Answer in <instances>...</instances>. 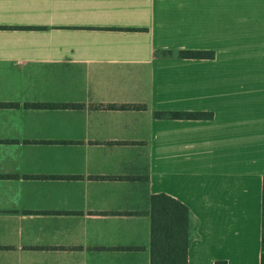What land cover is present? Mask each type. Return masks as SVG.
Segmentation results:
<instances>
[{"label": "crops", "instance_id": "crops-1", "mask_svg": "<svg viewBox=\"0 0 264 264\" xmlns=\"http://www.w3.org/2000/svg\"><path fill=\"white\" fill-rule=\"evenodd\" d=\"M263 11L0 0V264H151L155 193L199 219L187 264H261L264 69L230 45Z\"/></svg>", "mask_w": 264, "mask_h": 264}, {"label": "trees", "instance_id": "trees-1", "mask_svg": "<svg viewBox=\"0 0 264 264\" xmlns=\"http://www.w3.org/2000/svg\"><path fill=\"white\" fill-rule=\"evenodd\" d=\"M213 54V50H181V55L191 58L212 57ZM27 104L32 106L51 105L38 102ZM110 106L125 108L138 107L140 105L112 104ZM156 114L159 116L160 112ZM173 116L178 118H212L213 113L176 111L173 113ZM151 218V264H187L189 242L198 235L199 226V219L191 208L170 194L155 193L151 197ZM261 264H264V177L262 190Z\"/></svg>", "mask_w": 264, "mask_h": 264}, {"label": "rangeland", "instance_id": "rangeland-1", "mask_svg": "<svg viewBox=\"0 0 264 264\" xmlns=\"http://www.w3.org/2000/svg\"><path fill=\"white\" fill-rule=\"evenodd\" d=\"M249 23H262L264 25V11L253 12L248 14ZM257 28L249 26L242 29V38L239 43L234 39L230 45V52L233 56L232 66L248 69H264V27ZM238 54V55H236ZM263 91L255 88L249 92ZM245 95V94H244Z\"/></svg>", "mask_w": 264, "mask_h": 264}]
</instances>
